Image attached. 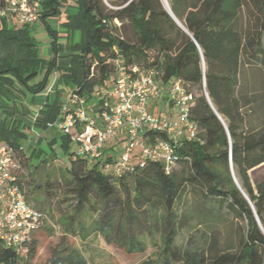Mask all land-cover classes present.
I'll return each instance as SVG.
<instances>
[{
	"label": "trees",
	"instance_id": "16d2710c",
	"mask_svg": "<svg viewBox=\"0 0 264 264\" xmlns=\"http://www.w3.org/2000/svg\"><path fill=\"white\" fill-rule=\"evenodd\" d=\"M63 2L42 0L41 22L53 36L48 59L40 55L32 26L0 20V143L15 148L19 165L39 156L36 147L30 152L21 149L32 125L31 110L27 107L23 113L19 107L24 106L28 93L45 91L55 70L64 72L66 67L59 80L88 99L94 87L111 82L116 60L125 70L131 65L157 68L162 80L180 79L190 89L200 90L191 109L198 136L179 142L178 159L170 171L162 161L135 163L137 159H133L117 177L105 170L111 157L91 161L76 155L67 148L71 141L63 133L71 192L78 207L95 195L104 208L96 226L109 241L114 232L117 243L128 253L144 251L145 245L134 230L143 226V220H152L151 232L158 231L165 240V264H171L172 259L183 261L174 240L186 219L208 218L228 210L247 222L240 248L208 256L199 252L185 264H264V178L253 183L249 173L264 163V121L246 127L247 108L254 102L264 105V0H169L173 14L188 33L162 0H74L73 12L61 25V29L80 35L69 57L64 58L70 66L59 63L63 48L58 43L60 33L48 23L49 18L59 17ZM116 21L122 25L128 22L134 37L120 34ZM252 72L259 75L258 86L248 88ZM41 75V80L30 83ZM61 102L55 94L40 110L34 126L46 130L58 117ZM23 180L20 175L25 192ZM119 186L127 194L124 202L118 197ZM188 188L195 200L189 211L179 214L177 204ZM112 202L122 206L116 228L108 210ZM126 218L125 226L122 219ZM30 242L24 257L0 244V263H23L36 253V241ZM61 260L50 264H61Z\"/></svg>",
	"mask_w": 264,
	"mask_h": 264
},
{
	"label": "rangeland",
	"instance_id": "374dc122",
	"mask_svg": "<svg viewBox=\"0 0 264 264\" xmlns=\"http://www.w3.org/2000/svg\"><path fill=\"white\" fill-rule=\"evenodd\" d=\"M61 14L56 18H49L48 23L51 27L58 30L60 36L58 43L63 48L59 53V63L62 66H70L68 58L71 53V46L79 41L78 33H70L61 29L62 23L67 20L74 8V0H63ZM163 4L170 6L169 0H162ZM168 4V5H167ZM120 34L129 38L134 37L132 26L125 22L124 25L118 24ZM33 33L40 47L41 57L48 59L52 56V41L53 36L49 32L47 25L44 22H37L32 26ZM264 45V35H263ZM65 60V63L61 62ZM66 68V67H65ZM59 70L53 71L49 75L48 84L44 92L50 89L52 84L55 94L62 99L61 107L68 100L73 86L66 85L62 82L61 74L65 73ZM250 79V87H257L259 75L252 72ZM250 74V77H251ZM42 79V75L38 76L30 83L37 82ZM100 86L94 87L93 95L88 98V102L92 103L91 109L97 110L98 105V90ZM192 91L200 94V90L196 87H191ZM254 92V91H251ZM43 96L42 93L36 95L28 93L25 99L26 104L20 106L21 112H26L27 106L34 112L30 113L31 124L40 115L39 105L34 103L33 98ZM51 98H45L42 106L44 107ZM27 105V106H26ZM161 105V104H160ZM157 106H159L157 104ZM157 106L155 109L158 111ZM162 113L167 114V107L162 106ZM39 111V112H38ZM251 111V112H250ZM35 117V118H34ZM246 127L258 125L264 121V105L257 106L254 102L250 108L246 110ZM42 131V130H41ZM30 136L37 135V131L27 129ZM40 138L43 142H32L27 147L28 152L37 149L38 157H34L28 163L21 162L19 173L23 177V184L28 201L36 208L41 210L45 216L43 226L34 233L31 241L35 240L37 244L36 253L28 256L24 260V264H50L54 259H62L61 264H165L162 259V252L165 248L164 237L158 231L151 232L154 227H150L152 220L141 222V228H135L134 232L143 241L144 251L128 253L117 243L118 237L112 233L111 240H107L104 232L97 226L96 222L100 220L101 212L104 211L103 204L95 195H91L89 200L81 208L78 207L77 199L71 192L70 174L68 173L69 156L66 152V147L63 145V132L54 128H48L43 131ZM57 134L52 146L48 143V139H52V134ZM70 151L76 153L77 146L74 142H69L67 147ZM139 151L133 153V157H138ZM41 158L46 159L42 161ZM133 160V158H132ZM140 158L134 160L137 163ZM178 166L177 169H180ZM106 171L110 169L106 168ZM250 177L253 183H256L264 178V163L250 170ZM118 197L122 202L126 200V193L122 187H118ZM190 188L183 195L181 202L177 204L179 214L190 210L191 201L195 200L190 193ZM121 205L112 202L108 206V210L112 213L115 227L118 224V217L121 213ZM195 210V209H194ZM126 226L127 218L122 219ZM128 227V226H127ZM126 227V228H127ZM151 229V230H150ZM247 222L244 219L236 218L228 210L221 212L219 215H212L204 218L202 215L194 216L185 220L183 227L174 240V244L180 249L183 255V261L173 260L171 264H185L190 258L196 256L197 253H205L207 256L220 252H235L240 248V242L245 235ZM32 244V242L29 243ZM198 255V254H197Z\"/></svg>",
	"mask_w": 264,
	"mask_h": 264
},
{
	"label": "built area",
	"instance_id": "2783aa9c",
	"mask_svg": "<svg viewBox=\"0 0 264 264\" xmlns=\"http://www.w3.org/2000/svg\"><path fill=\"white\" fill-rule=\"evenodd\" d=\"M42 11V0H0V20L10 24L34 26L41 21ZM115 63L117 70L111 82L97 92L96 111L85 96L71 90L49 126L69 136L77 146L76 155L91 161L111 157L106 168L113 176H120L132 158L162 161L170 171L178 159L179 142L198 136L197 123L191 117L196 94L180 79L162 80L157 68L131 65L125 70L119 60ZM156 102L167 107V114ZM31 143L27 141L21 149L27 150ZM136 150L138 157H133ZM19 170L15 148L1 143L0 244L24 257L45 216L28 201Z\"/></svg>",
	"mask_w": 264,
	"mask_h": 264
},
{
	"label": "crops",
	"instance_id": "0c3cea01",
	"mask_svg": "<svg viewBox=\"0 0 264 264\" xmlns=\"http://www.w3.org/2000/svg\"><path fill=\"white\" fill-rule=\"evenodd\" d=\"M60 62H61V60H60ZM53 85L54 84H52V86H51V88L50 89H47V91L46 92H42V94H43V96H40V97H37V98H33V100H34V103H36L37 105H39V108H40V110L43 108V106L41 105L42 104V102L44 103V99L45 98H51V96H53V94H54V92L55 91H52V89H53ZM53 98V97H52ZM25 104H26V102H24ZM156 103H158V102H156ZM161 104V105H160ZM158 105H159V107L162 109L163 107V105H162V103H158ZM27 106V105H26ZM28 108H29V106H27ZM30 110H31V112L32 113H37V112H34L31 108H29ZM39 110V111H40ZM38 111V112H39ZM35 118V117H34ZM32 126H31V131H37V133H38V137L39 138H36L35 136H30L31 137V142H36V143H40V141L41 142H43L40 138L42 137V133H44L43 131H46L48 128H52V127H50V126H48V128L46 129V130H39V129H37L35 126H33V124H31ZM56 136H57V134H56V132L55 133H53L52 134V139L50 140V139H48V143H50L51 141H53L55 138H56ZM2 143H4V142H2ZM1 144V143H0Z\"/></svg>",
	"mask_w": 264,
	"mask_h": 264
},
{
	"label": "water",
	"instance_id": "95a60500",
	"mask_svg": "<svg viewBox=\"0 0 264 264\" xmlns=\"http://www.w3.org/2000/svg\"><path fill=\"white\" fill-rule=\"evenodd\" d=\"M166 7V6H165ZM166 9L168 10V12L170 13V15L172 16V18L175 20V22L183 29L185 30L187 33V29L183 26V24L177 19V17L173 14L172 10H171V7L168 6L166 7Z\"/></svg>",
	"mask_w": 264,
	"mask_h": 264
},
{
	"label": "bare ground",
	"instance_id": "6f19581e",
	"mask_svg": "<svg viewBox=\"0 0 264 264\" xmlns=\"http://www.w3.org/2000/svg\"><path fill=\"white\" fill-rule=\"evenodd\" d=\"M168 5V4H167Z\"/></svg>",
	"mask_w": 264,
	"mask_h": 264
}]
</instances>
